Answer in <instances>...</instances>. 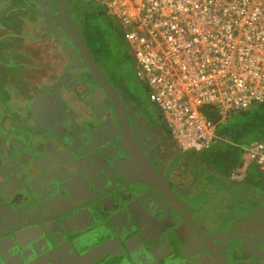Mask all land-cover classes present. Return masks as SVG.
<instances>
[{
    "label": "water",
    "instance_id": "water-1",
    "mask_svg": "<svg viewBox=\"0 0 264 264\" xmlns=\"http://www.w3.org/2000/svg\"><path fill=\"white\" fill-rule=\"evenodd\" d=\"M4 1L6 0H1L0 3ZM13 1L20 2V0ZM26 1L28 4L41 6L38 0ZM62 1L65 3L67 0H51V9L47 11L38 6L31 10L40 17H44V22H46V18L52 15L51 19L55 22H52V25L53 23L55 25L45 30H57L56 23H58L69 37L73 48L78 52L83 51L86 59L82 65L84 72L92 81L101 86V90L106 93L110 105L106 106V111H101L92 119L96 130L92 129V125V127L87 128L90 124L84 120L85 113L77 116L78 118H70L65 113H60L61 116H59L53 114L55 112L53 107L52 110L46 109L45 112H50L48 114L43 112L39 115L35 112L38 116H34L31 108H26L24 103L17 102L13 106V111L17 112L13 113L12 118L10 114L0 113V208L4 206L23 221V224H28L29 221H37L35 219L30 220V215L36 212L44 213L46 211L47 214H50L54 209L60 210L53 217H59L65 213L82 212L79 214L81 219L73 224L77 223L80 225L79 228L83 227L84 229L104 222L107 226L106 231L99 235L100 238H104L109 229L114 232L109 217L119 213V210L126 212L142 227L143 224L138 223L133 202L142 210H146L147 207L154 210V207L161 206V209H167L166 213L171 217L168 225L164 226L162 230L168 231L172 228L178 245L185 241L198 243L199 248H192L190 251V254L195 257L200 258L202 255L208 254L211 258L222 257V255L230 258L239 248L241 242L244 241L253 242L257 247L258 254L264 256V223L261 224L262 227L256 229L258 232L254 236H249V234L244 233L245 231L240 230L242 222L237 217L236 220H231L226 226L221 225L217 229L215 227L210 228L205 220L207 211L201 198L194 204L193 199L190 200L191 198L184 200L176 196L177 188L174 192L172 190L166 192L155 180L146 183L143 180L128 179V166H140L135 158V153L130 150L126 142L127 137L125 134L123 135V128L124 130L125 128L128 130L130 127L131 129L134 128V120H127L126 116H123L124 112L121 113L120 100L118 96L109 91L108 87L111 86V83L89 54L88 46L77 23L70 19L65 8L60 9L59 5L54 6L55 2L60 3ZM30 6L32 5L30 4ZM59 11L61 15L57 17L56 14ZM37 90L29 101L34 105L38 104L41 96L50 99L51 102L49 101V103L52 105H58L56 100L61 103L65 102L58 95L60 94L59 91L53 87L51 90L46 89V87ZM79 97L82 98L83 96L79 93ZM66 106L70 105L67 104ZM110 114L113 115L110 120L115 128L107 121ZM6 116H8V121L4 120ZM116 130L121 132L120 136L117 135ZM86 132H88V136L81 138V134ZM113 141H117V148ZM112 146L116 150L112 151ZM123 153H126V156L122 158ZM74 170L79 171L73 173ZM78 175L79 178L75 177ZM162 184L166 185L163 179ZM146 187L153 189L152 192H155L153 196H147ZM198 194L205 198V194L200 189H198ZM65 198L73 203L71 208L64 209L61 207V199ZM107 204L113 208L106 210L104 207ZM85 214L88 216L84 217ZM8 216L9 214L4 208L0 209L2 226L8 228L7 231L0 233V241L3 238L17 240L18 232L15 230L17 226L9 228ZM97 218L101 220L98 221ZM198 220H201V223ZM56 222L62 226L59 218L56 219ZM11 225H15V223H11ZM38 227L41 236L52 234L44 228V223ZM181 229H186L188 232L185 239H182L184 237L179 232L177 233ZM24 230V237L30 239L32 243L39 239V237H32L34 231L31 227H25ZM139 231L140 237L144 240H152L153 235H155L146 236L145 231L143 232L142 229ZM224 232L229 234L226 235ZM258 234L261 236L257 238ZM253 237L256 240H253ZM109 241H103L93 249L83 252L80 258L88 259L93 254L106 253L115 247V245L111 246ZM178 252L186 261V253L189 250L184 252L183 248H179Z\"/></svg>",
    "mask_w": 264,
    "mask_h": 264
},
{
    "label": "flooded vegetation",
    "instance_id": "flooded-vegetation-1",
    "mask_svg": "<svg viewBox=\"0 0 264 264\" xmlns=\"http://www.w3.org/2000/svg\"><path fill=\"white\" fill-rule=\"evenodd\" d=\"M38 1L41 6L32 3L20 5L30 11L31 9L37 8V6L41 7L44 11L51 9V0ZM72 2L73 0H67L65 3L63 1L60 3L55 2L54 6L59 5L60 9L65 8L70 19L77 23L78 28L82 32V27H80L79 22L72 16L73 11L71 10L74 5ZM30 4L32 6H30ZM102 12L103 11H101V13ZM56 15L57 17L60 16V11L57 12ZM51 16L46 18V22L43 21L44 17H41L44 23L41 27V31L55 25ZM77 17L79 18L78 15ZM52 22H54L53 25ZM56 29L57 30L47 31V33H50L53 39L58 41L61 52L66 57V60L65 62H57L54 67L56 73L49 78V80L47 79L46 82H42L37 86L32 95L36 93L39 88L46 87V89L51 90V87H53L59 91L60 94L58 95L61 96L65 102L61 103L59 100H56L58 105H52L49 103V101L51 102L50 99L41 96L38 104H35L32 109L33 114L34 116H38V112H42L47 108L52 110V107L55 110L53 114L59 116H61L60 113H65L70 118H78L77 116L85 113L84 120L85 122L88 121L90 124L87 128L92 125V129L96 130L92 119L101 111H106V106L110 105V103L108 102L106 93L101 90V86L95 81H92L84 72L82 65L85 63L86 59L83 55V51L78 52L73 48L69 37L63 32L64 30L58 23H56ZM56 31H58V33L55 35ZM85 42L88 46L89 54L111 83V86L108 87L109 91H111L113 95L118 96L120 107H122L121 113L124 112L123 116H126L127 120L133 119L135 123L133 129L128 126L129 130L127 128L124 130L123 128V135L125 134L127 137L126 142L130 150L135 153V158L140 164V166L134 165V167L126 165L129 168L128 179L132 178L133 181L143 180L146 183L155 180L166 192H169V190L174 192L175 188H177L176 196L184 200L186 198H191L190 200L193 199L195 204L200 200L199 198L201 195L192 192L191 188L184 186L178 171L171 165L172 163H169L165 148L162 147L161 137L155 130L159 122L146 111L147 106L145 107L144 103L138 101V99L133 96L131 91H129L128 83H126V81L124 82L123 77H119L115 73H110L107 66L102 64L101 59L97 57L86 39ZM79 93L83 96V99L79 97ZM67 104L70 106H66ZM35 112L37 113L35 114ZM44 113L48 114L50 112L47 111ZM108 118L107 121L115 128L110 120L113 118V115L110 114ZM79 130L81 131L80 127ZM116 133L120 136L121 132L116 130ZM87 136L88 132L81 134V138H86ZM113 144L117 148V141H113ZM116 148L112 146L111 150L114 151ZM125 156L126 153L121 155L122 158ZM124 161L126 162V159H124ZM78 171L74 170L73 173H78ZM75 177L79 178V175ZM162 179L166 182V185L162 184ZM198 186L199 184L196 185L197 188ZM145 190L149 197L153 196V193H155L152 192L153 189L149 187H146ZM75 195H78V193H75ZM69 201L71 200L66 198L61 199V207L64 209L71 208L73 203ZM163 201L165 200L163 199ZM133 207L138 223L143 224L142 227H140L135 219L126 212L119 210V213L109 217V221L113 224L114 232L109 229V232L104 235V238H100L99 235L103 234L101 232H105L107 228L104 222L88 226V228L84 229L83 227L79 228L80 225L77 223L73 224L81 219L79 214L82 212L65 213L59 217H53L60 211L58 209H54L50 214H47L46 211H44V213L36 212L30 215V220L35 219L37 221H29L28 224H23V221L17 216L9 212L4 206H1L0 209L4 208L6 213L9 214V228L17 226L15 230L18 232V235H16L17 240H10L2 236L3 240L0 241V264H264V256L258 254L257 247L253 242L245 241L241 242L239 248L235 250L230 258L223 255L222 257L218 256L217 258H211L208 254L202 255L200 258L195 257L190 254V251L192 248H199L200 245L198 243L194 244L185 241L178 245L175 232H172V228L168 229V231L162 230L164 226L166 227V225H168L171 218L166 213L167 209H161V206H157L154 207V210L148 207L146 210H142L138 208L134 202ZM104 208L109 210L112 209L113 206L107 204ZM87 216L88 214H85L84 217ZM236 217L242 222L240 230L243 232L245 231L244 233L249 234V236H254V234L258 232L256 229L262 227L261 224L264 223V211H254L252 213L237 212L224 216L220 221L211 219L209 213H207L205 220L210 228L215 227L217 229L221 225L226 226L231 220H236ZM57 218L62 222V226L57 224ZM39 220L40 222H38ZM97 220L99 221L101 219L97 218ZM198 222L201 223V220H198ZM11 223H15V225H11ZM41 223H44V228L48 232H52V234L41 236L38 227ZM25 227H31L34 231L32 237H39V239L32 243L30 239L25 238V233L23 232L25 231ZM140 229H142L143 232L145 231L146 236L155 234L157 237L155 238V235H153L152 240H144L140 237ZM7 230L8 228L2 226V221H0V233ZM160 230L161 232H159ZM178 232L184 237L182 239H185L186 234H188L186 229L178 230L177 233ZM224 233L226 235L229 234L228 232ZM260 234L257 235V238L261 236ZM252 239L256 240L255 237ZM108 240H110V245H115V247L109 249L106 253L99 255L93 254L88 259L80 258L83 252L93 249L103 241ZM179 248H183L184 252H188L189 250V252L186 253V261L179 254ZM98 256L101 257L98 258Z\"/></svg>",
    "mask_w": 264,
    "mask_h": 264
},
{
    "label": "built area",
    "instance_id": "built-area-1",
    "mask_svg": "<svg viewBox=\"0 0 264 264\" xmlns=\"http://www.w3.org/2000/svg\"><path fill=\"white\" fill-rule=\"evenodd\" d=\"M126 30L136 77L183 151L213 141L216 120L264 103V0H98ZM264 171V137L245 147Z\"/></svg>",
    "mask_w": 264,
    "mask_h": 264
},
{
    "label": "crops",
    "instance_id": "crops-1",
    "mask_svg": "<svg viewBox=\"0 0 264 264\" xmlns=\"http://www.w3.org/2000/svg\"><path fill=\"white\" fill-rule=\"evenodd\" d=\"M20 4H24V2L15 3L13 0L10 2L6 0L2 3V6H0V13H3L6 8L8 10H10L11 7L13 10L18 9L11 25L24 24L28 26L27 32L29 34L24 33L21 28L18 30L13 29L15 36L18 34L20 37V42L17 47H10L9 49L0 48V52L9 59L16 54H25V62L27 64L23 66L20 74L18 73V77L20 81L25 80L29 85V91L26 95H22L19 101L13 99L11 103L8 102V104L13 107L17 102H22L26 108L30 107L32 110L34 103H30L29 101L33 91L42 82H46L47 79L49 80V78L56 73L54 69L55 65L57 62H65L66 57L62 54L58 41H55L52 35L47 33L45 29L41 31V27L44 24L42 18L34 11H30ZM32 12L37 15V18L33 20L32 15H29V18L24 20V14ZM0 23H2V21H0ZM0 26H2V24H0ZM19 37H15L16 40ZM17 50H19V52H17ZM12 62L17 61L15 60ZM101 62L105 63L103 59H101ZM18 68L19 67H16L15 69ZM5 108L8 107L5 105ZM20 109L22 110V108ZM45 111L46 109L42 112H38V114H43ZM159 111V123L155 130L161 137L162 147L165 148L169 163H172L171 165L178 171L184 186L191 188L194 193H198V189H200L203 194H205V198H200L203 200L206 211L209 213L211 219L220 221L224 216L233 213H252L254 211L264 210V174L260 172L262 169H260L259 165L249 156L253 165L251 163H245L241 147L239 148L240 156L235 164H230L227 168L224 167L226 166L224 163L221 166H216L209 158L217 154L215 152H217L219 145L215 140H218V142L224 140L219 132H217L218 135L216 136L215 131L214 139L207 148L201 151L193 149L183 151L179 148L177 141L171 134L163 113L160 109ZM243 149H245V147H243ZM188 151H194V154H198L197 157L194 158V154L192 156L186 155L185 153ZM190 159H192L193 162H191ZM253 166H255V168ZM198 169H200L203 174L202 177H198ZM253 177H255V180H253ZM197 184H199L198 188L196 187ZM246 192L248 193L246 194Z\"/></svg>",
    "mask_w": 264,
    "mask_h": 264
},
{
    "label": "rangeland",
    "instance_id": "rangeland-1",
    "mask_svg": "<svg viewBox=\"0 0 264 264\" xmlns=\"http://www.w3.org/2000/svg\"><path fill=\"white\" fill-rule=\"evenodd\" d=\"M75 1L73 0L72 2L74 4L71 10L73 11L72 16L79 22L86 41L92 47L97 57L105 61V63L102 64L107 66L110 73H115L117 76L123 77L124 82L126 81V83H128L129 91H131L138 101L144 103L145 107L147 106L146 111L158 121L160 111L149 99V87L144 81H140L136 77L137 61L125 37V28L113 16L105 14L104 7L98 0ZM20 2L27 4L26 2L28 1L20 0ZM0 6H2V3H0ZM11 8L10 10L6 8L3 13H0V21H2V23H0L2 24V26H0L1 49L17 47L20 42V37L18 34L15 36L13 29L18 30L21 28L24 33L29 34L27 32L28 26L24 24L11 25L15 13L18 12V9L13 10ZM101 11L103 12L101 13ZM24 15V20H27L29 15H32L33 20L37 18V15L33 14V12ZM57 33L58 31L55 32V35ZM15 37L19 38L16 40ZM17 52H19V50H17ZM15 60L17 62H12ZM25 61V54H16L9 59L0 52V113L4 115L10 114L11 118L13 117V113L17 111H13V107L9 105L8 102L11 103L13 99L19 101L22 95H26L29 91V85L25 80L20 81L18 77V73L20 74L23 66L27 64ZM16 67L19 68L15 69ZM5 105L8 108H5ZM245 111L246 113L240 110L230 112L228 114L227 123L225 124L220 122L218 120V115H216V136L218 135L217 132L222 131L224 141L218 142V140H215L221 150L214 156V165L221 166L223 163L226 164L229 162L230 156L240 147L243 151V160L245 163H251L253 165L252 160L249 159L243 147H246L252 140L263 138L264 117L262 108H260L257 103L250 105ZM4 120L8 121V116H6ZM230 143L234 144L236 147L230 145ZM185 154L192 156L194 151H188ZM197 155L198 154L195 153L194 158H196ZM190 161L193 162L192 159H190ZM253 167L255 168V166ZM197 171L198 177H202L203 174L200 169ZM260 172L264 174L262 170H260ZM256 177L258 178L257 175ZM253 180H255V177H253ZM247 193L248 192H246V194Z\"/></svg>",
    "mask_w": 264,
    "mask_h": 264
},
{
    "label": "trees",
    "instance_id": "trees-1",
    "mask_svg": "<svg viewBox=\"0 0 264 264\" xmlns=\"http://www.w3.org/2000/svg\"><path fill=\"white\" fill-rule=\"evenodd\" d=\"M258 106L260 107V108H262V112H263V117H264V103H259L258 104ZM248 108V107H247ZM246 108V109H247ZM246 109H244V110H240V111H242V112H245L246 113ZM207 111H208V114L211 116V117H213L214 119L216 118V115H218V111L216 110V109H214V108H208L207 109ZM228 118V117H227ZM221 122V121H220ZM222 123H227V119L225 120V121H223ZM219 133H220V135L222 136V131H219ZM223 137V136H222ZM221 140V139H220ZM222 141H224V140H222ZM233 141V140H232ZM219 142H221V141H219ZM234 142V141H233ZM230 145H234V144H231L230 143ZM235 146V145H234ZM236 147V146H235ZM238 148V147H237ZM221 150V148L219 147L218 149H217V152L218 151H220ZM217 152H215V153H217ZM239 156H240V152H239V148L236 150V152L233 154V155H231L230 156V158H229V162H227L225 165L226 166H224V167H229V165L231 164H235V162L238 160V158H239ZM209 160H211L212 162L213 161H215V159H214V156L213 157H211V158H209Z\"/></svg>",
    "mask_w": 264,
    "mask_h": 264
}]
</instances>
